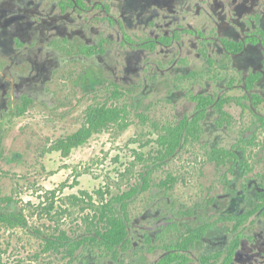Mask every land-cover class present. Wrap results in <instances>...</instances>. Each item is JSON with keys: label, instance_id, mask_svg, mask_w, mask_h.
<instances>
[{"label": "flooded vegetation", "instance_id": "af4514ba", "mask_svg": "<svg viewBox=\"0 0 264 264\" xmlns=\"http://www.w3.org/2000/svg\"><path fill=\"white\" fill-rule=\"evenodd\" d=\"M154 107L162 122L145 113ZM106 109L118 112L110 125L126 130L133 115L155 136L145 158L132 150L143 169L114 205L125 236L60 231L44 239L58 245L49 253L62 264H264V0H0V161L31 153L40 119L50 149ZM14 131L21 151L6 143ZM12 198L0 195V214L13 221Z\"/></svg>", "mask_w": 264, "mask_h": 264}, {"label": "rangeland", "instance_id": "374dc122", "mask_svg": "<svg viewBox=\"0 0 264 264\" xmlns=\"http://www.w3.org/2000/svg\"><path fill=\"white\" fill-rule=\"evenodd\" d=\"M145 113L155 122H162L165 116L162 107ZM129 124L126 130L116 124L108 126L65 157L49 151L53 126L47 118L30 127H38L39 136L38 140L34 138L31 153L23 150V161L13 167H9L8 158L0 161V195H12L16 201L12 210L21 212L27 223L25 227L0 226L3 264L64 263L59 253L44 250V239L60 231L75 236L84 228L88 230V220L97 223L93 216L101 203L107 200L115 205V197L138 180L143 166L136 162L132 150L138 148L145 158L150 146L141 145L155 136L150 135L148 124L133 115ZM18 134L14 131L6 141L14 151H21L16 145L21 139ZM177 165L175 161L169 163L160 176L165 175L164 171H174Z\"/></svg>", "mask_w": 264, "mask_h": 264}, {"label": "trees", "instance_id": "16d2710c", "mask_svg": "<svg viewBox=\"0 0 264 264\" xmlns=\"http://www.w3.org/2000/svg\"><path fill=\"white\" fill-rule=\"evenodd\" d=\"M118 118V112L114 109H106L101 110V114L97 116V119H94L92 122V125L86 128V132L84 135H81V132L75 135L76 140L71 141V143L67 144L64 140H62L60 143H56L53 145L49 151L52 150H58L61 152L62 156H67L72 147L78 146L82 144L84 141H86L92 134V132L96 131H103L106 129L112 122L117 121ZM120 128H125L127 126V122L122 120V122L119 124ZM74 139V138H72ZM115 201L119 202L122 201V198L120 196L115 197ZM15 220H11L10 216H4L3 214H0V219L6 220V222L13 226L14 224H19L21 227H25L27 225L26 220L23 216V214H12L11 215ZM93 218L97 219V223L94 225L92 221L87 222L88 224V230L94 231L96 234L105 240L113 243H117L121 241L125 236V228L124 223L120 215H118V212L111 201H104L101 203V207L97 210ZM102 221H104V224H102ZM98 224V225H97ZM102 231V232H101ZM64 233V231H62ZM62 237V236H60ZM54 242L50 239L46 241L44 250L48 251L52 248L55 250H58V245L54 246ZM0 264H3L0 259Z\"/></svg>", "mask_w": 264, "mask_h": 264}]
</instances>
